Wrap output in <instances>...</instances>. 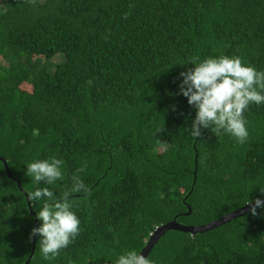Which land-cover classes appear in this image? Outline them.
<instances>
[{"label":"trees","instance_id":"16d2710c","mask_svg":"<svg viewBox=\"0 0 264 264\" xmlns=\"http://www.w3.org/2000/svg\"><path fill=\"white\" fill-rule=\"evenodd\" d=\"M220 55L264 71V0H0V264H26L34 246L30 264H115L175 220L207 225L263 198L264 104L244 112L243 144L188 132L180 73ZM50 157L64 161L58 197L73 174L89 191L71 194L81 231L49 260L29 240L41 204L27 192L42 182L25 173ZM147 258L264 264V209L168 231Z\"/></svg>","mask_w":264,"mask_h":264},{"label":"clouds","instance_id":"9594fccd","mask_svg":"<svg viewBox=\"0 0 264 264\" xmlns=\"http://www.w3.org/2000/svg\"><path fill=\"white\" fill-rule=\"evenodd\" d=\"M194 67L181 72L179 94L187 98V103L195 108V117L188 131L193 137L201 134V129H211L214 134L226 133L238 143L248 138L247 121L244 112L251 104H264V71L257 70L242 61L239 56L220 55L199 57L190 62ZM64 161L56 157L36 159L26 164V175L42 186L27 192L30 201L41 204L36 210L40 221L29 234L39 237V251L45 259H53L67 248L79 235L81 221L72 210V193H88L89 189L79 175L73 174L72 186L57 196L50 186L64 179ZM83 169H78L77 172ZM264 196V190H261ZM251 204V214L264 209V200L255 198ZM115 264H153L135 249L122 252Z\"/></svg>","mask_w":264,"mask_h":264},{"label":"water","instance_id":"95a60500","mask_svg":"<svg viewBox=\"0 0 264 264\" xmlns=\"http://www.w3.org/2000/svg\"><path fill=\"white\" fill-rule=\"evenodd\" d=\"M8 173L10 176H12L11 172L9 170H8ZM14 179H16V178H14ZM18 182H19V187L22 189L21 182L20 181H18ZM261 199L264 200V197ZM28 203H29V207L32 208L30 200H28ZM251 206H252L251 204H248L244 208L236 210V211L232 212L231 214H228V215H226V216H224L218 220L211 222L210 224L197 226V227L182 225L175 220V221H173L167 225L162 226L153 234V236L151 237V239L148 242L147 247L142 251V254L145 257H148L149 253L152 251V249L154 248L156 243L168 231L175 230V231H180V232H188V233H192V234L208 232V231H211L213 229L219 228V227H221L227 223H230L232 220L240 218V217L244 216L245 214L251 212ZM191 212H192V209L189 208V212L186 215H190ZM34 227H38V219L37 218H36V222H35ZM36 242H37V236H34V243L36 244ZM34 252H35V246L33 249L32 256L29 258V260L27 261L26 264L31 263Z\"/></svg>","mask_w":264,"mask_h":264}]
</instances>
